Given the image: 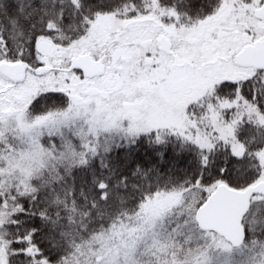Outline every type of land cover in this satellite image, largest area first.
<instances>
[{
    "label": "snow or ice",
    "instance_id": "obj_1",
    "mask_svg": "<svg viewBox=\"0 0 264 264\" xmlns=\"http://www.w3.org/2000/svg\"><path fill=\"white\" fill-rule=\"evenodd\" d=\"M0 264H264V0H0Z\"/></svg>",
    "mask_w": 264,
    "mask_h": 264
}]
</instances>
